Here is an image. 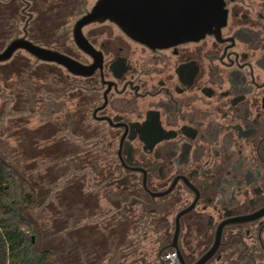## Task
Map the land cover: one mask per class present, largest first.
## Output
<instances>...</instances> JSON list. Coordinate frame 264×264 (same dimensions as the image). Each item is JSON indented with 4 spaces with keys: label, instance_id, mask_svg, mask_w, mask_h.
I'll return each instance as SVG.
<instances>
[{
    "label": "flooded vegetation",
    "instance_id": "af4514ba",
    "mask_svg": "<svg viewBox=\"0 0 264 264\" xmlns=\"http://www.w3.org/2000/svg\"><path fill=\"white\" fill-rule=\"evenodd\" d=\"M89 2L47 1L41 18L21 0L26 22L13 38L55 40L41 47L78 64L20 50L29 124L42 117L47 150L60 135L62 183L72 170L110 204L104 216L138 218L140 245L152 233L158 262L176 244L182 264H264V0H224L218 32L158 49L109 20L84 25L77 43Z\"/></svg>",
    "mask_w": 264,
    "mask_h": 264
},
{
    "label": "rangeland",
    "instance_id": "374dc122",
    "mask_svg": "<svg viewBox=\"0 0 264 264\" xmlns=\"http://www.w3.org/2000/svg\"><path fill=\"white\" fill-rule=\"evenodd\" d=\"M94 2L95 0H90L89 3L92 5ZM9 6L7 9H0V39L5 38L6 32L11 30L9 28L17 24L20 25L19 33L22 34L25 26L27 15H19L17 19L15 8ZM7 38L6 36L5 39ZM11 41L6 45L0 44V48L4 47L0 50H4ZM16 56L28 59V54L22 51H18ZM0 72L2 73L0 92L9 98L12 93L10 87L16 89L14 86L16 77L10 75L6 68L0 69ZM5 104H9V99L0 98V157L26 178L35 189L38 204L28 211L26 217L34 221L36 226L38 225L37 228L43 227L44 238L40 239L38 247L55 250L57 264H89L90 262L109 264V261L115 260V255H108L104 259V252L99 243L107 244L114 241V246L123 243L122 248L117 250L123 253L129 245V240L137 244V239L128 238V225L120 222V217L112 220L109 216H104L112 211L110 204L101 197L96 199L95 191H92L90 185L74 179L75 176L70 173L72 170L67 169L69 178L65 184L62 183L61 176L65 174V170L61 159L62 147L59 146L60 135L57 134L53 139L55 145L52 149H45L47 143L43 141V135L49 132L42 127L44 122L42 117H36L30 124L28 123L30 115L21 117L24 123L13 117H8L5 121L1 120V109H4ZM8 110L12 112L11 109ZM56 117H53V122L58 124ZM35 141L40 147L34 145ZM65 205L67 208H64ZM82 210L86 212L83 213ZM113 228L117 232L115 238L108 232L106 236L102 234L104 230L111 232ZM97 231L101 232V240L107 237L105 241L89 238L92 234L96 235ZM82 234L91 235L82 237ZM141 241L143 244L141 248L130 249L132 252L126 251L124 254L119 253L118 259L127 253L129 255L117 259L118 264H142L141 260L159 264L157 261L159 249L154 243L155 236L150 233L142 237Z\"/></svg>",
    "mask_w": 264,
    "mask_h": 264
},
{
    "label": "trees",
    "instance_id": "16d2710c",
    "mask_svg": "<svg viewBox=\"0 0 264 264\" xmlns=\"http://www.w3.org/2000/svg\"><path fill=\"white\" fill-rule=\"evenodd\" d=\"M34 1L38 7V14L42 18L44 16H48L47 14L50 10L49 7H51L50 3L58 0ZM47 1L50 3L48 4ZM6 2L7 3L0 2V9H7L11 3L9 7H13V9L15 8L14 13L17 14L16 16L18 19V16H21V0H7ZM56 10L58 9H54L53 11ZM51 17L53 19V16ZM54 19L56 18L54 17ZM56 23L57 24L55 25L58 26V22ZM9 29L11 30L5 34V38L6 36L8 38L0 39V44L6 45L8 41L16 37L18 31L20 30V25L17 24L16 26H13ZM30 39L41 46L55 45V43H57L55 40L49 41L42 38L30 37ZM2 66L3 68L9 70L10 75H14L16 77V82L14 85L16 86V89H12L13 86L10 87L12 93L8 96L9 98H7L5 95L2 97L3 99H9V104H5L4 109H1V120L3 119L5 121L8 117H13L19 119L18 121L20 123H24V119L21 117L24 115H29L27 110L30 99L27 76L28 59L15 56L12 60L5 62V64ZM8 108L11 109L12 112L10 113L8 110L9 112L6 114V109ZM35 196V189L31 183L26 178L17 173V171H15L11 165L7 164L0 157V264H57V253L55 250L46 248L40 249V247H38L40 239L44 238L43 227L39 226L37 228L38 225L36 226L34 221L26 217L28 211L33 209L38 204ZM117 217H120V222L128 225V238L134 237L137 239V244H133L130 242V240L128 241L129 245H127V249L124 251V253H126V251L130 252V249L134 250L136 248H141L142 246L140 245V238L138 236L141 235L139 219L134 216H112L110 219L115 220ZM104 231L102 234H105L106 236V233L108 232L113 238H115V233L117 234L114 228L111 230V232L108 230ZM100 233L101 232L97 231L96 235L90 234L92 237H89L90 235L88 236L86 234H82V237L85 236L89 238H97L100 241H105L107 237H105V239L102 238L101 240ZM113 242L107 244L101 242L99 244L102 252H104V259H106L108 255H115V260L109 261V264H118L119 259L125 258L129 254L127 253L118 259V256H120L119 253L123 252H119L117 250L118 248H122L123 243L114 246ZM141 263L155 264L145 260H141ZM89 264L94 263L90 262ZM159 264L161 263L159 262Z\"/></svg>",
    "mask_w": 264,
    "mask_h": 264
},
{
    "label": "water",
    "instance_id": "95a60500",
    "mask_svg": "<svg viewBox=\"0 0 264 264\" xmlns=\"http://www.w3.org/2000/svg\"><path fill=\"white\" fill-rule=\"evenodd\" d=\"M107 20L132 40L158 49L198 41L208 33L218 32L226 22V15L224 0H97L92 10L75 24L74 40L77 43L85 40L81 31L84 25ZM20 50L38 60L67 66L72 71L78 66L69 57L35 45L26 36L13 39L0 51V63L10 61ZM177 235L178 232L175 241ZM171 248L179 253L176 244ZM204 261L202 257L197 264Z\"/></svg>",
    "mask_w": 264,
    "mask_h": 264
},
{
    "label": "built area",
    "instance_id": "2783aa9c",
    "mask_svg": "<svg viewBox=\"0 0 264 264\" xmlns=\"http://www.w3.org/2000/svg\"><path fill=\"white\" fill-rule=\"evenodd\" d=\"M161 264H181L179 261V258L177 256V253L175 251H168L164 253L161 257ZM163 261V262H162Z\"/></svg>",
    "mask_w": 264,
    "mask_h": 264
}]
</instances>
